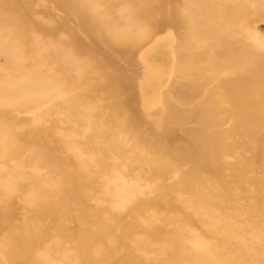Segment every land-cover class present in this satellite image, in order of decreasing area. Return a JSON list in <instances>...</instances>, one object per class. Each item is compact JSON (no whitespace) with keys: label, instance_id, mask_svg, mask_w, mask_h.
Listing matches in <instances>:
<instances>
[{"label":"bare ground","instance_id":"1","mask_svg":"<svg viewBox=\"0 0 264 264\" xmlns=\"http://www.w3.org/2000/svg\"><path fill=\"white\" fill-rule=\"evenodd\" d=\"M49 1L63 12L61 22L36 26L25 14L32 2L0 0V40L7 42L17 62L13 70L0 73V264H137L129 238L143 232L138 218H146L147 211L159 216L162 224L174 225L169 215L188 226L196 223L200 238L209 241L193 246L184 227L161 237L158 228L151 226L144 233L164 243L165 264H264V236L257 241L236 240L243 231L264 228V52L255 53L239 33L252 15L264 18V0H185L181 10V3L175 8V23L185 26L191 45L210 37L216 42L217 48H201L195 63L209 65L205 81L218 82V97L211 93L207 95L210 107L186 111L164 105L163 114L147 112L141 99L142 113L154 128L168 120L200 125L187 141L168 135L154 138L153 143L138 133L129 118L128 103L120 99L127 88L105 63L96 60L90 47L80 44L76 30L86 35L90 45L125 51L138 38L117 33L109 21L119 19L126 26H137L139 39L148 38L166 23L156 12V0H97L99 10L90 8L95 0ZM59 32L66 39L59 38ZM153 39L151 43L158 41ZM141 59L144 62L143 55ZM178 64L182 63L178 60ZM140 83L142 98L148 86ZM198 84L194 91L203 85ZM221 103L226 108L220 111ZM32 111L27 121L14 116ZM58 116L70 122L69 130L58 129ZM220 124L226 125L224 130L203 133L205 126ZM240 148L248 157L231 164L222 161V155L234 156ZM108 150L119 159L128 157L126 164L136 161L134 170L142 171L139 183L154 178L167 181L173 171L180 173L174 182L148 184L147 188L145 184H103L105 205L94 207L89 191L106 166ZM62 153L73 155L74 162ZM30 164L50 173V179L44 182L43 176L27 172ZM130 171L127 167L123 173L129 176ZM231 187L239 192L237 198ZM14 192L29 198L23 199L27 206L18 222L4 203ZM177 193L191 196V205L197 208L195 220L184 214ZM221 193L225 195L217 201ZM250 199L252 204L243 209L232 206V202ZM112 202L124 206L120 213L110 211ZM225 209L226 219L210 226V214ZM244 214L260 220L240 231L234 226L243 223ZM65 245L73 255L71 262L61 254Z\"/></svg>","mask_w":264,"mask_h":264},{"label":"rangeland","instance_id":"2","mask_svg":"<svg viewBox=\"0 0 264 264\" xmlns=\"http://www.w3.org/2000/svg\"><path fill=\"white\" fill-rule=\"evenodd\" d=\"M176 1L177 0H156L155 7L157 9L156 10L157 14L165 18L167 21L166 20L163 21L166 23L160 24L161 26H159L153 33H151V35L148 38L139 39L140 30L138 29L137 26L134 25L126 26L125 21L119 19L110 20L109 26L117 30L116 31L117 33L119 34L125 33L133 38H138L125 51H121L117 48L108 49L104 45H99V46L90 45V41L86 37V35L82 31L76 30V35L81 41L80 44L90 47L91 48L90 50L96 56V60L97 61L100 60V62L105 63V65L109 68L110 72L114 75L115 79H117V81L122 83V86L125 89L127 88V90H125V92L121 95L120 99L123 100L122 101L123 103L125 104L128 103L126 105L130 120L137 127L138 133L141 134L144 137V139L147 140L149 143H153L154 142L153 140L156 137L159 138L168 135H172L177 140L184 139L187 141L188 139L192 138V136L197 132V130H199L200 125L199 122H192L188 124L186 123L175 124V123H169L168 120L164 122H158L157 128H154L153 124L151 123L152 120L146 118L142 113L141 103H140L141 99H143L145 106L144 109L147 112L152 110L150 112H160L161 114H163L164 105H166V107L168 108L170 104L171 105L173 104L172 106L175 105L177 108L179 107L180 110L183 109L186 111V110L195 109L197 106H201V105L202 107L205 106L210 107L212 103H210V101L207 100L208 98L207 95L209 96L211 95V93L213 97H218V92L216 90L218 82L205 81L206 79H208L209 76L208 75L209 65L205 63H200V64L195 63L196 59H198L200 54L202 53L201 48L203 47L211 48V46L212 48L213 47L217 48L216 42L213 40V38L210 37V38H203L199 43L196 44L194 42V44L191 45L192 43L189 42V39L186 36L185 26H183L182 24L175 23L174 10L176 7L180 5V3L181 5L178 10H181L182 4L185 0H180V2L177 5H175ZM23 2H28L29 4V2L32 1L23 0ZM29 5H30V7L28 6L29 9L25 13L26 18L29 20L31 24H34L36 26H44L46 25V23H49L50 25H56L57 22H61L60 20L64 16L63 12L57 9L56 7H54L55 6L54 3L50 2L49 0H42L41 3L39 2L37 3L36 1L30 3ZM249 7L252 6L250 5ZM90 8L93 10H99L101 8V4H99V2L95 0L90 3ZM42 32L45 35V27L42 29ZM239 33L240 36L241 35L243 36L244 40L246 41V44H249L255 53L264 52V18L252 15L247 21L246 25H243L241 27ZM58 37L61 39H66V34L63 32H59ZM151 38L152 39L154 38L152 42L158 40L156 43L154 42L156 46L153 45L154 43H151L152 40ZM190 40L192 41V39ZM145 45L147 46L144 47ZM149 45H151L152 47H148ZM145 48L148 49L147 50L148 52L146 51ZM143 52L145 53V55L143 54ZM146 52L149 54H147ZM142 55L144 56L145 59L144 62L141 59ZM191 56H195V57H191ZM178 60L182 64H178ZM16 64L17 62L15 60V56L10 51L9 45L7 44L6 41L0 40V73L5 72L7 70L9 71L11 69L13 70ZM144 66H146L148 69L145 67L147 72L145 71L144 77L142 78L141 73L144 70ZM148 66H153L154 68ZM155 67H157L159 71ZM147 76L149 77L151 76V77L149 78ZM141 78L143 80H141ZM202 81L204 82L200 83ZM140 82H142L143 84H141ZM139 83L142 86L145 87L148 86L145 89V92L143 91L142 98L141 96L139 97V88H138ZM197 84L199 86H201L202 84L203 85L201 86V88H199L200 90L198 89V91H194L195 85ZM190 89H192V91ZM218 108L220 109V111L224 110L226 108V105L221 103L218 106ZM14 116L17 120L27 121L33 116V111L15 112ZM221 118L222 115L218 116L216 119L217 121H219ZM86 119L87 117L85 116L83 120ZM58 120H59L58 129L60 131H63L64 129L69 130L71 128L70 122L64 116H58ZM74 126L75 125L73 124V128ZM225 127L226 125L223 126V124H220V126L216 128L205 126L203 129V133L210 134L215 129L224 130ZM115 154L116 153L114 151L108 150L107 158L105 160L106 166L104 167V170L99 174L98 177L94 179L92 183L93 186L89 191V195L91 199H94L93 202H90V205H93L94 207H102L103 205H105V202H103L102 200V191H101L103 184L106 183L107 184L126 183L129 185L145 184V187L147 188L148 184L161 185L162 183H166V182L167 183L174 182L176 181V179L178 178V174L180 173V171H173L168 176L167 181H162L158 178H154L151 181L139 183L138 180L142 175V171L134 170L136 161L126 164L128 157L119 159ZM62 157L66 158L70 163L74 162L73 155L62 153ZM244 157L245 158L248 157V154L245 153V150L240 148L234 152V156L222 155L221 158L224 163L231 164L234 163L235 161L237 162L243 159ZM1 163L2 161L0 160V164ZM127 167L131 170L129 176H126L123 173ZM262 167L264 168V166H261V170H263ZM98 168L99 167H97L96 169ZM26 171L34 176H43L44 182L50 179V173L46 172L43 168H41L37 164H30V166L26 168ZM110 175L111 177L109 178L108 176ZM249 175L252 176L253 174L249 173ZM225 182H227V184H232L231 181H225ZM205 184H213V183L206 181ZM206 187L211 188V186H206ZM230 191L231 194L236 198L240 195L235 187H231ZM248 191L251 193V191H254V188L253 187L249 188ZM14 193L15 196L4 203L11 210V213L13 214L12 217L13 220L15 222H18L24 218L25 210H26L25 206L27 205L26 202L23 201V199L27 200L28 196L17 195L16 192ZM224 195L225 194L222 193L219 194V196L217 197L218 198L217 201H222V197ZM176 198L177 201L180 203L179 205L182 208L184 214L187 217H191L192 221L195 220L197 216L196 214L197 208L195 209V207L191 205L190 202L191 196L177 193ZM252 202H253L252 199L246 202L235 201L232 202V206L234 208L243 209L247 205L252 204ZM123 207H124L123 205L119 206L116 204V202H112V204H110L109 206V209L111 212L114 211L120 213ZM130 208L131 206L128 207L127 211ZM227 209H225L224 212H214V214H210L211 216L207 218L209 225L214 226L215 224H219V223L221 224V222L224 221V219H226L227 217L226 215L228 213ZM145 217L146 218H138L140 222L139 225L143 230V232H135L129 238V248H131L130 253L132 256H134V259L137 261V264H165L163 256L161 255L165 246L164 243L156 242L153 238L147 236L146 233H144V230H148L149 228H151V226H155L158 228L159 235L161 237L171 236L174 231L181 232L182 228L184 227L185 232H189L191 234L188 242L190 243V245L193 246L197 242H203V243L209 242L207 240H202L200 238L199 225L196 223L193 225L190 224V226H188L184 222H181L178 219H176L174 215H169L168 218L174 220V225L172 226L166 223L162 224L158 221L159 216L155 215L152 211H147ZM259 220L260 218H258L256 215L249 217L248 215L244 214V220H242L243 223L236 224L234 228L242 231L245 229L248 223L250 222L258 223ZM260 229L261 230L258 232L254 230H250L246 233L245 231H243V235L236 237V240L244 241L247 240L248 238L251 241H257L259 240V237L264 236V228H260ZM4 233L5 232H2L1 235L3 236ZM108 240L109 242H113L112 237H108ZM67 247L68 245L62 247L61 254L63 256L65 255L64 260L67 261L69 260L71 262V259H69V257L72 254H70L69 250H67ZM72 259H73V255H72ZM120 264H124V263H120Z\"/></svg>","mask_w":264,"mask_h":264}]
</instances>
